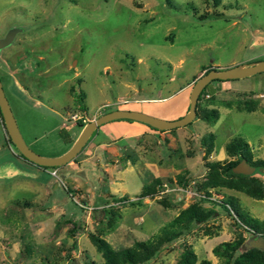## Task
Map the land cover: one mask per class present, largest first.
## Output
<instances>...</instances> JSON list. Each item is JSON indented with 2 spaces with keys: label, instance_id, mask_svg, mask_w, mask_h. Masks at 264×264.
Instances as JSON below:
<instances>
[{
  "label": "rangeland",
  "instance_id": "1",
  "mask_svg": "<svg viewBox=\"0 0 264 264\" xmlns=\"http://www.w3.org/2000/svg\"><path fill=\"white\" fill-rule=\"evenodd\" d=\"M10 28L18 30L5 37ZM263 58L264 0H0V82L24 142L44 157L60 155L85 122L113 108L177 118L181 87L188 97L204 67ZM213 82L196 110L215 106L213 121L194 115L159 137L109 120L55 168L21 157L0 121V264H104L94 237L130 246L191 202L215 212L141 264H174L183 245L194 264H219L211 249L221 241L241 237L234 254L250 248L253 237L235 217L264 219V198L227 186L226 169L214 174L218 184L204 182L209 162L224 165L238 153L225 148L237 137L252 161L262 160L245 175L264 189V70L228 79L236 90H213ZM169 94L176 96L163 100ZM144 162L158 163L161 177L149 176ZM154 178L189 193L159 194ZM144 184L151 192L139 196ZM227 197L229 213L219 203Z\"/></svg>",
  "mask_w": 264,
  "mask_h": 264
},
{
  "label": "trees",
  "instance_id": "2",
  "mask_svg": "<svg viewBox=\"0 0 264 264\" xmlns=\"http://www.w3.org/2000/svg\"><path fill=\"white\" fill-rule=\"evenodd\" d=\"M217 2L218 0H213ZM211 68L210 65L204 67V71ZM223 81L228 79H217L214 78L210 81ZM207 82L199 92L197 97V102L195 106V117L199 116L200 118L213 121L217 117V110L215 108H210L203 111L200 115L197 113V105L198 100L205 94L208 93L205 90ZM216 88H213L215 90ZM76 101H81L80 95L76 96ZM83 108V107H80ZM125 119L127 118H116L112 120ZM0 121L2 124V117L0 114ZM80 123V122H79ZM189 123V122H188ZM82 124V123H81ZM147 125V124H146ZM3 126V124H2ZM149 126V125H148ZM152 129L151 126H149ZM4 128V126H3ZM5 130V129H4ZM157 130V129H156ZM161 130V129H159ZM95 129L93 130V132ZM6 132V131H5ZM92 132V133H93ZM91 133V134H92ZM208 142L207 145L210 148L212 145L213 134H208ZM7 142H10L9 137L6 138ZM12 144V143H11ZM13 145V144H12ZM14 146V145H13ZM248 143L241 138L233 137L226 144L225 148L228 153L238 152L240 158L245 160L252 166H257L256 164L262 163V160L252 161L250 159L249 147ZM17 153L21 156V154L17 151ZM22 157V156H21ZM26 160V159H25ZM236 163V160H230L226 164L221 165L217 162H209L207 166H209L207 180L204 182L208 185H216L218 184L217 176L214 175L219 169L225 171L229 170L231 176L228 180H226V185L233 188H242L245 192L249 193L253 197L264 198V189H261L260 185L257 184V181L253 176L246 177L247 175L237 173L232 170ZM259 165V164H258ZM46 168H55L56 166H44ZM214 172V173H213ZM239 178V179H238ZM242 181V182H241ZM154 183H159V178L153 179ZM178 182H181V179L178 178ZM252 185H250V184ZM253 183H255L253 185ZM151 192V188L149 185H142V188L139 192V196L147 195ZM120 199L127 200V197L124 195L120 196ZM232 198L227 197L226 200H221L219 203L224 208L226 212H230L227 207L228 202H232ZM215 210L211 207L204 208L200 204L196 202H191L187 206L181 208L178 213L166 224L161 226L160 232L154 234L152 237H148L144 240H135L132 245L126 246L120 249H114L106 240L100 237H94L93 240L97 247L100 249L101 254L104 259V264H141L145 258L150 256L155 250L160 248L164 243L173 241L182 235L185 231H187L191 226L203 222L209 219ZM235 222L242 225L253 238L258 236H264V219L257 220L251 219L247 221H242L237 216L235 217ZM240 238L235 240L221 241L215 244L211 251L214 255L219 257V264H264V250L257 246H251L250 248L243 249L242 251L234 254V250L240 245ZM196 261V254L193 249L189 245H183L180 251V255L174 264H194ZM200 264H207V260H200Z\"/></svg>",
  "mask_w": 264,
  "mask_h": 264
},
{
  "label": "water",
  "instance_id": "3",
  "mask_svg": "<svg viewBox=\"0 0 264 264\" xmlns=\"http://www.w3.org/2000/svg\"><path fill=\"white\" fill-rule=\"evenodd\" d=\"M17 28H10L5 37H10L13 35ZM264 70V58L259 59L254 62L241 63L239 65H232L227 67H211L206 71L198 75L190 86L188 93V106L187 111L174 119H165L161 118L137 109L129 108H113L108 111H105L99 114L97 117L88 120L85 122L81 128V131L77 138L73 141L70 147L67 150L62 152L60 155L54 157H44L36 154L31 150L27 144L24 142L19 129L17 127L15 118L7 101V98L4 94L1 82H0V114L2 117V124L6 131L7 136L9 137L11 143L14 145L16 150L21 154V156L27 161L34 163L39 166H59L71 160L75 154L80 150L85 141L91 135L94 129L98 125L116 118H127L131 120H136L143 122L156 129H170L173 127L185 125L194 117L195 115V106L197 102V97L199 95L202 87L209 82L210 80L217 79H232V78H242L245 76L252 75L258 71ZM244 165L247 170L232 168L233 171L237 173H250L254 166L247 163L245 160H241L238 164ZM252 246H257L264 250V236H258L252 238Z\"/></svg>",
  "mask_w": 264,
  "mask_h": 264
},
{
  "label": "crops",
  "instance_id": "4",
  "mask_svg": "<svg viewBox=\"0 0 264 264\" xmlns=\"http://www.w3.org/2000/svg\"><path fill=\"white\" fill-rule=\"evenodd\" d=\"M225 81V82H224ZM227 80H223V81H216V82H213L212 83V87L213 88H216L217 90H219V91H226V90H236V86H233L232 84H228L227 82H226ZM187 84V83H186ZM185 86V85H184ZM183 86V88L181 87V90H180V92H179V96L175 99V103H176V105H177V110H178V116H181V115H183L186 111H187V106H188V97L186 96V94H185V89L187 88V87H184ZM257 94V93H256ZM172 96H176V94H169V95H166V96H164V98H163V100H165V99H168V98H170V97H172ZM209 96H210V94H209ZM148 98V97H147ZM135 103H137V101H134ZM140 102H148V99H143V100H140ZM215 106H213V108H214ZM216 108V107H215ZM133 109H137V108H133ZM138 110H141V109H138ZM143 111V110H142ZM145 112H148V111H145ZM149 113V112H148ZM218 117H219V112H218ZM217 117V118H218ZM194 119H201L200 117H198V116H196V117H194ZM193 119V120H194ZM122 120V121H121ZM193 120H191V122L193 121ZM202 120V119H201ZM114 123H116V122H118L120 125V127H122L123 129H127L128 127H132V128H134V129H136V130H139L140 132H145L146 134L145 135H148V136H154V135H157V136H159V137H166L167 135H170L172 132H170V130H159V129H152V128H150L148 125H146L145 123H143V122H140V121H136V120H125V119H118V120H114L113 121ZM112 122V123H113ZM190 122V123H191ZM191 125V124H190ZM184 126L182 125V126H177V128L176 129H182ZM183 129H185V128H183ZM176 132L177 131H179V130H175ZM70 142H72V140L70 141ZM248 143V142H247ZM248 145H249V143H248ZM68 149V147L65 149V150H67ZM252 149V148H251ZM64 150V151H65ZM63 151V152H64ZM222 158H223V156L225 157L226 156V152H224L223 153V155L221 154L220 155ZM145 164H146V168L149 170V176L151 175V172H152V175L154 176V177H161L160 175L161 174H163V169L162 168H160V167H158V163H152V164H150V163H146V162H144ZM125 165H127V163L125 164ZM124 165V166H125ZM127 167L128 168H126V170L127 171H130L131 170V168H132V164H129L128 163V165H127ZM235 168L236 169H243V170H247V168L242 164V165H240V166H235ZM163 170V171H162ZM251 172H253V170L251 171ZM120 174H123V172L121 173L120 172ZM241 174H245V173H241ZM148 176V177H149ZM118 187H113L115 190L114 191H117V190H120V191H124V189L122 188V187H120L119 185H117ZM142 187V186H141Z\"/></svg>",
  "mask_w": 264,
  "mask_h": 264
},
{
  "label": "built area",
  "instance_id": "5",
  "mask_svg": "<svg viewBox=\"0 0 264 264\" xmlns=\"http://www.w3.org/2000/svg\"><path fill=\"white\" fill-rule=\"evenodd\" d=\"M204 96H208L207 93L204 94ZM81 117V116H80ZM51 173H54V171H51ZM180 192H188L189 191L182 186L178 185V183H173L171 181L164 180L160 182L157 186V193L163 194V193H174L176 196ZM203 196V195H202ZM204 197V196H203ZM179 198V196H177Z\"/></svg>",
  "mask_w": 264,
  "mask_h": 264
},
{
  "label": "flooded vegetation",
  "instance_id": "6",
  "mask_svg": "<svg viewBox=\"0 0 264 264\" xmlns=\"http://www.w3.org/2000/svg\"><path fill=\"white\" fill-rule=\"evenodd\" d=\"M236 155L239 157V159L236 161L234 167L237 166V165L239 164V162L242 160V159L240 158L239 153H236ZM236 155H232V157H231L230 159H233ZM230 159H229V160H230ZM229 160H228V161H229ZM254 167H257V166H254ZM257 168H259V167H257Z\"/></svg>",
  "mask_w": 264,
  "mask_h": 264
}]
</instances>
